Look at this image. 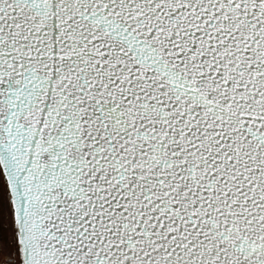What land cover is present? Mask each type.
Returning <instances> with one entry per match:
<instances>
[{
    "label": "water",
    "instance_id": "95a60500",
    "mask_svg": "<svg viewBox=\"0 0 264 264\" xmlns=\"http://www.w3.org/2000/svg\"><path fill=\"white\" fill-rule=\"evenodd\" d=\"M0 168L22 264H264V0H0Z\"/></svg>",
    "mask_w": 264,
    "mask_h": 264
},
{
    "label": "rangeland",
    "instance_id": "374dc122",
    "mask_svg": "<svg viewBox=\"0 0 264 264\" xmlns=\"http://www.w3.org/2000/svg\"><path fill=\"white\" fill-rule=\"evenodd\" d=\"M1 243L3 245L0 248V255L8 258L9 250L18 243V237L9 191L0 168V245ZM17 251L18 264H22L19 246Z\"/></svg>",
    "mask_w": 264,
    "mask_h": 264
},
{
    "label": "crops",
    "instance_id": "0c3cea01",
    "mask_svg": "<svg viewBox=\"0 0 264 264\" xmlns=\"http://www.w3.org/2000/svg\"><path fill=\"white\" fill-rule=\"evenodd\" d=\"M2 243L0 245V248L2 247ZM18 246L19 244L17 243L16 245L14 244V247H12V249L9 250V256L8 258L2 257L0 255V264H7V262H10L9 264H18L19 261L17 259V250H18Z\"/></svg>",
    "mask_w": 264,
    "mask_h": 264
}]
</instances>
